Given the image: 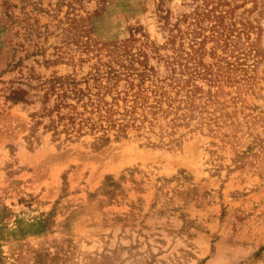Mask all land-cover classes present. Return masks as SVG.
Masks as SVG:
<instances>
[{"label": "rangeland", "instance_id": "obj_1", "mask_svg": "<svg viewBox=\"0 0 264 264\" xmlns=\"http://www.w3.org/2000/svg\"><path fill=\"white\" fill-rule=\"evenodd\" d=\"M0 264H264V0H0Z\"/></svg>", "mask_w": 264, "mask_h": 264}]
</instances>
